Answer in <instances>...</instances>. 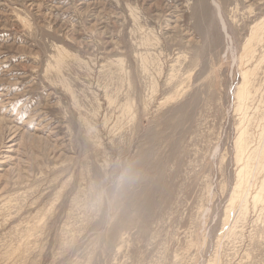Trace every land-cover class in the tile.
I'll list each match as a JSON object with an SVG mask.
<instances>
[{
    "label": "rangeland",
    "instance_id": "obj_1",
    "mask_svg": "<svg viewBox=\"0 0 264 264\" xmlns=\"http://www.w3.org/2000/svg\"><path fill=\"white\" fill-rule=\"evenodd\" d=\"M215 1L0 0V264H264V0Z\"/></svg>",
    "mask_w": 264,
    "mask_h": 264
},
{
    "label": "bare ground",
    "instance_id": "obj_2",
    "mask_svg": "<svg viewBox=\"0 0 264 264\" xmlns=\"http://www.w3.org/2000/svg\"><path fill=\"white\" fill-rule=\"evenodd\" d=\"M212 1V3H213V5H214V7L216 8V14H217V16H218V19H219V22H220V24H221V26H222V29L224 28V23H223V18H222V16H221V13H220V7H219V4L215 1V0H211ZM227 34V33H226ZM141 45V44H140ZM172 86V85H171ZM241 155V154H240ZM243 156V155H242ZM243 168V167H242Z\"/></svg>",
    "mask_w": 264,
    "mask_h": 264
}]
</instances>
